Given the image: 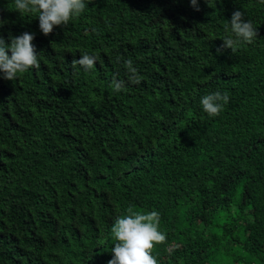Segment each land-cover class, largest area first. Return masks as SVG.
<instances>
[{"label":"trees","instance_id":"16d2710c","mask_svg":"<svg viewBox=\"0 0 264 264\" xmlns=\"http://www.w3.org/2000/svg\"><path fill=\"white\" fill-rule=\"evenodd\" d=\"M85 3L44 36L0 0V37L33 34L40 63L0 73V264H108L129 207L159 213L157 264H264V0ZM236 10L258 36L218 52Z\"/></svg>","mask_w":264,"mask_h":264},{"label":"clouds","instance_id":"9594fccd","mask_svg":"<svg viewBox=\"0 0 264 264\" xmlns=\"http://www.w3.org/2000/svg\"><path fill=\"white\" fill-rule=\"evenodd\" d=\"M14 5L16 12L20 14H36L39 30L44 36L52 33L54 27L67 26L70 20L78 18L86 8L85 0H14ZM190 6L195 11L200 10L198 0H190ZM243 17L242 11L233 12L230 22L227 21L225 26V35L221 39L223 43L218 52L226 49L235 52L241 45L251 44L257 38V28ZM33 39L34 35L28 32L18 37L9 36L8 43L0 37V73L5 80L13 81L17 79L18 73L40 67L38 54L32 44ZM97 59V56L85 52L78 60L74 59L72 64L79 65L87 71L93 68ZM121 59L117 57V62ZM123 62L130 73L129 80L140 83L142 77L137 75L133 61L127 59ZM124 86L123 80L113 79L112 88L115 92H119ZM228 101V93L217 91L203 96L200 104L209 117H215L221 113ZM159 222L158 212L145 213L129 207L127 214L118 218L111 227L115 244L108 264H157L152 250L156 245L166 241V235L159 230Z\"/></svg>","mask_w":264,"mask_h":264}]
</instances>
